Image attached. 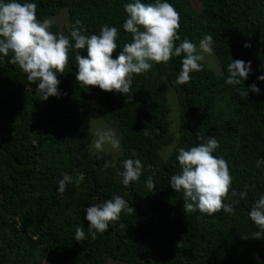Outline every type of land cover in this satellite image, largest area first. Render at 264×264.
I'll use <instances>...</instances> for the list:
<instances>
[{
  "label": "trees",
  "instance_id": "trees-1",
  "mask_svg": "<svg viewBox=\"0 0 264 264\" xmlns=\"http://www.w3.org/2000/svg\"><path fill=\"white\" fill-rule=\"evenodd\" d=\"M192 1L168 0L180 15L176 44L188 39L198 47L212 35L220 76L201 61L203 70L180 85L182 57L153 62L151 70L132 74V100L125 101V94L76 81L75 55L87 53L73 47L58 74L62 94L43 100L27 74L10 62L12 54L0 56V264H264V234L257 238L260 229L248 216L264 195V82L257 80L264 75V0H199L197 11ZM29 2L37 4L38 19L50 21L51 32L68 36L72 44L77 21L84 34H99L102 25L118 28L113 58L132 40L122 27L123 5L131 0ZM63 10L67 21L60 28L51 20ZM231 57L251 61L252 73L238 86L225 83ZM252 83L261 94L241 96ZM169 88L178 108L163 98ZM91 113L120 132L117 158L90 148ZM199 136L219 141L213 155L228 163L232 183L224 202L235 201L233 214L187 212L182 192L169 185L181 171L177 149L198 145ZM133 152L143 171L125 186L119 172ZM65 175L71 182L59 193ZM233 191H246L247 197ZM114 195L134 211L122 210L93 240L84 209ZM77 227L85 231L80 242L74 238Z\"/></svg>",
  "mask_w": 264,
  "mask_h": 264
},
{
  "label": "clouds",
  "instance_id": "clouds-1",
  "mask_svg": "<svg viewBox=\"0 0 264 264\" xmlns=\"http://www.w3.org/2000/svg\"><path fill=\"white\" fill-rule=\"evenodd\" d=\"M126 20L123 29L132 35L130 43L122 47V51L113 58L117 50L119 30L115 26L102 25L99 34H84L78 27L79 21L72 26L70 33L74 44L68 36L55 34L50 31V21L37 18V4L34 2L21 3L20 0H0V56L12 54L11 63L18 64L27 74L29 82L36 85L35 92L47 100L51 96L59 97L62 93L58 88V76L65 71L69 63V49H84L87 53L75 55L77 66L75 79L85 86H97L106 92L125 94L131 101L132 74H141L152 69L153 62L167 63L173 57H182L181 71L176 83L183 85L190 81L192 72L203 70L202 53L213 52V37L206 34L197 45L188 39L180 41L178 34L180 15L168 0H154L145 3L144 0H131L123 5ZM245 48L251 47L245 43ZM225 83L238 86L246 81L252 73L251 61L234 60L226 68ZM59 74V75H58ZM264 82V75L257 77ZM247 91H241V96L248 97L249 92L261 94L256 83L250 84ZM202 141L189 149L178 148L180 173L172 175L169 185L175 192H182L183 207L187 212L199 211L202 214L213 215L223 210L226 214L234 213L235 201L225 203L232 183V176L228 163L222 156L213 153L219 148V141L215 137L199 136ZM112 146L119 148V141L113 139ZM102 147V141L96 144ZM110 166L107 162L105 167ZM143 171L142 161L132 153V158L123 161V171L119 172L122 183L127 186L137 181ZM85 179L81 173L79 181ZM71 182V177L65 175L58 181L57 191L63 193ZM149 190L155 188L151 178L146 181ZM241 199L247 197V192H232ZM134 211L128 202L120 195L111 199L92 203L84 209V219L89 222L91 238L96 239L97 233L107 232L110 222L117 221L122 210ZM249 219L259 227L257 238L264 234V195L254 202L248 212ZM114 226V225H113ZM94 229V231H93ZM75 241L86 238L83 227L75 230Z\"/></svg>",
  "mask_w": 264,
  "mask_h": 264
},
{
  "label": "rangeland",
  "instance_id": "rangeland-1",
  "mask_svg": "<svg viewBox=\"0 0 264 264\" xmlns=\"http://www.w3.org/2000/svg\"><path fill=\"white\" fill-rule=\"evenodd\" d=\"M193 5L195 6L196 11L200 9V1L199 0H193ZM194 8V7H193ZM67 12L65 10L61 11V14L52 19L51 21L56 23L60 28L66 24L67 21ZM197 50L199 52V44L197 47ZM204 55V60L202 61L208 68H210L215 75L220 76L222 75V67L219 62V60L216 58L214 53H202ZM163 98L168 100L170 103L172 109L178 108V104L176 101V97L174 92L169 88L167 90V93L164 94ZM220 106V104H219ZM177 120V115L175 116V121ZM89 125L90 129L93 133V140L90 144V148L94 151H104L107 153H111L115 158L121 155L122 153V144H121V134L118 131V129L113 126L112 124L104 121L98 114L91 113L89 116ZM175 124H173L174 127ZM118 140L119 141V148H114L112 146V140ZM98 141H102V147L100 149H97L96 144Z\"/></svg>",
  "mask_w": 264,
  "mask_h": 264
}]
</instances>
